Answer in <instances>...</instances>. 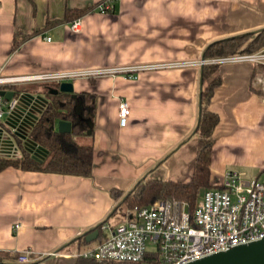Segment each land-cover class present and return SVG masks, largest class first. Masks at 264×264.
Listing matches in <instances>:
<instances>
[{
	"label": "crops",
	"instance_id": "crops-1",
	"mask_svg": "<svg viewBox=\"0 0 264 264\" xmlns=\"http://www.w3.org/2000/svg\"><path fill=\"white\" fill-rule=\"evenodd\" d=\"M103 1L0 0V75L197 60L211 41L264 27V0H114L100 11ZM77 17L79 28L71 30ZM262 71L260 64L242 61L218 63L204 81L200 65L72 79L74 93L93 94L89 132L77 137L92 146L91 173L0 169V264H18L21 250L29 251L32 263L75 264L74 253L96 245L102 229L108 234L129 214L111 222L139 179L190 180L199 94L215 76L208 101L218 116L211 176L219 179L227 169L246 178L264 172V90L256 79ZM14 96L16 107L0 119V156L21 155L14 133L41 161L47 150L28 131L48 97L40 87ZM119 99L129 106L123 124ZM102 223L109 228L98 227V240L83 238Z\"/></svg>",
	"mask_w": 264,
	"mask_h": 264
},
{
	"label": "built area",
	"instance_id": "built-area-1",
	"mask_svg": "<svg viewBox=\"0 0 264 264\" xmlns=\"http://www.w3.org/2000/svg\"><path fill=\"white\" fill-rule=\"evenodd\" d=\"M112 1L114 0H104L98 4L97 9H111ZM79 24L80 19L77 17L69 23V27L71 30H78ZM242 61L263 67L256 79L264 90V46L252 52H234L197 60L177 59L0 75V85L23 82H49L58 85L60 81H71L77 77L116 74L135 77L141 70ZM16 104L17 98L14 95L6 98L0 94V119L4 113L13 111ZM117 113L119 123L123 124L129 113L125 99H119ZM186 206L185 201L157 199L131 208L129 214L114 226L109 228L105 223L100 224L99 228H109V233L96 245L74 255L138 261L147 251H152L157 255L155 264H185L237 244L264 239V176L246 178L238 170L227 169L219 179L204 187L202 195L191 210L183 209ZM54 254L57 251L45 253ZM16 262L33 264L28 250L18 251Z\"/></svg>",
	"mask_w": 264,
	"mask_h": 264
},
{
	"label": "trees",
	"instance_id": "trees-1",
	"mask_svg": "<svg viewBox=\"0 0 264 264\" xmlns=\"http://www.w3.org/2000/svg\"><path fill=\"white\" fill-rule=\"evenodd\" d=\"M262 46H264V27L211 41L205 47L203 57L234 52H252ZM216 65L217 63H204L200 66L202 81L213 73ZM35 83V86L31 88L40 87L47 95L48 100L30 127L28 137L47 150V157L41 161L33 158L30 152L22 147L21 139L11 133L16 146L21 150V155L19 157L0 156V169L13 166L26 170L89 175L91 173L92 146L79 142L77 137L86 132L92 121L94 108L91 98H93V94L78 92L75 93L76 97L72 98L68 92L49 93L48 88L57 86V83ZM217 83L218 78L215 76L204 86L202 85L200 90L198 118L193 130L197 134V149L190 180L174 181L142 177L125 194L121 205L125 204L131 209L152 203L157 199H164L176 202L185 201L188 210H191L199 198L198 189L206 188L211 185L213 180H216L210 174V150L213 140L212 130L218 121V116L208 108V101ZM0 88L10 89L12 95H16L21 90L11 84L0 85ZM55 118L69 120L71 122L70 132H58L52 123ZM95 227L98 228L99 225ZM156 259V253L147 251L144 257L138 261L77 256L75 264H140L145 260L155 264Z\"/></svg>",
	"mask_w": 264,
	"mask_h": 264
},
{
	"label": "water",
	"instance_id": "water-1",
	"mask_svg": "<svg viewBox=\"0 0 264 264\" xmlns=\"http://www.w3.org/2000/svg\"><path fill=\"white\" fill-rule=\"evenodd\" d=\"M48 92L56 94L58 92H68L72 98L76 97L73 92L71 81H60L57 86L49 87ZM0 94L6 98L12 95V91L0 89ZM53 123V121H52ZM54 124V123H53ZM91 122L89 123V127ZM56 130L62 133H68L71 130V122L59 118L56 120ZM89 132V128L87 129ZM4 133V128L0 126V139ZM204 187L198 189V196L203 193ZM98 234V228L95 227L83 234L86 241L94 239ZM37 264V263H33ZM185 264H264V239H258L247 243L234 245L226 250H220L208 255L193 259Z\"/></svg>",
	"mask_w": 264,
	"mask_h": 264
},
{
	"label": "rangeland",
	"instance_id": "rangeland-1",
	"mask_svg": "<svg viewBox=\"0 0 264 264\" xmlns=\"http://www.w3.org/2000/svg\"><path fill=\"white\" fill-rule=\"evenodd\" d=\"M263 47V46H262ZM261 48V47H260ZM34 84H36L35 82H31L30 84H28V85H25L24 83L23 84H13V86L16 88V89H33V88H31L32 86H35ZM35 88V87H34ZM239 171V170H238ZM248 177H253V176H249V175H247ZM258 176L259 177H263L264 176V172H260L259 174H258ZM211 184H212V182H211ZM186 209V210H188V207L186 206V207H183V209ZM192 209V208H191ZM130 210V208L129 207H127V206H125V204H122L121 205V207H119V208H117L116 209V213H115V216L113 217V219L111 220V222L113 223V222H115L116 221V218H117V216H119V215H121L122 213H123V211H125V212H128ZM117 223V222H116ZM116 223H114V225L116 224ZM114 225H112V226H114ZM104 235H107V231H105L104 229H102L101 231H100V237L101 236H104ZM99 238H95V240H98ZM140 264H152V262H150V261H142Z\"/></svg>",
	"mask_w": 264,
	"mask_h": 264
}]
</instances>
